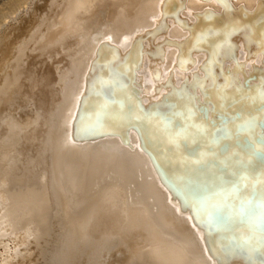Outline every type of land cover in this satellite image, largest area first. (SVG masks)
<instances>
[{
    "label": "bare ground",
    "instance_id": "bare-ground-1",
    "mask_svg": "<svg viewBox=\"0 0 264 264\" xmlns=\"http://www.w3.org/2000/svg\"><path fill=\"white\" fill-rule=\"evenodd\" d=\"M261 71L264 0H0V264H264V254L223 246L216 235L208 247L213 225L199 224L169 186L174 181L185 195L195 184L176 183L175 169L161 177L137 132L128 129L125 142L113 129L132 121L136 90L144 106L156 108L143 118L152 124L146 119L158 116L159 146L189 140L192 129L161 128L173 120L208 128L195 120L190 94L202 100L208 89L228 117L229 100L264 102ZM253 72L247 90L243 79ZM184 80L193 87L181 89ZM164 94L178 100L175 109L161 102ZM84 102L91 107L74 133ZM249 115L205 143L215 147L233 129L249 133L258 116ZM248 138L247 152L264 149V136ZM249 153L241 150L245 159ZM171 155L166 148L159 159ZM189 160L178 173L194 170ZM221 169V161L211 164L195 179L213 183ZM263 173L264 166L244 176L259 180ZM53 229L62 250L42 254L40 240ZM259 234L263 240L253 244L263 251L264 230L253 237Z\"/></svg>",
    "mask_w": 264,
    "mask_h": 264
},
{
    "label": "water",
    "instance_id": "water-1",
    "mask_svg": "<svg viewBox=\"0 0 264 264\" xmlns=\"http://www.w3.org/2000/svg\"><path fill=\"white\" fill-rule=\"evenodd\" d=\"M242 69L243 68L241 66L240 70L242 71ZM263 74L264 73L262 71L259 73V76L262 79L264 77ZM256 77L257 74L255 72L244 77V88L248 90L250 86L249 82L256 79ZM100 78H106L105 72H100ZM196 79L197 77L194 76L192 82ZM130 83L131 80L129 79L126 86L130 87ZM192 87L193 86L187 83L186 80H184L181 85V89H184V91ZM132 93L134 96V104L130 106L133 111L132 121L129 123H124L122 121L123 124L118 122L116 125H113V129L120 131V134L125 142H127L128 139L127 130L130 128L134 129L139 136L142 148H146L145 150L150 156L156 169H158L156 161L158 162L159 168L163 171L161 177H163V175L165 176L166 171L175 169L174 172H177L174 175L176 183L180 184L182 182H187L190 185L195 184L192 189H187L185 191V195H183V192L173 184L174 181L173 183L169 182L173 171L170 173L171 176L167 175L168 178L166 177L168 180L166 182H169V186L173 190L174 194L179 196L182 200V207L189 208L192 214H194L195 220L199 224L202 225V223H211L213 225V231H206V242L208 247L212 245L214 235H216L219 237L218 240L223 242V246L234 245L240 250H245L246 247H250L263 255L264 250L261 251V249H257L255 244H253L256 241L260 242V240H263V237L260 234L253 237V233H263L264 230V199L257 195L259 188L264 184V176L260 177L259 180H254V178L250 179L249 177H245L244 174L247 169H252L253 176H257L264 166V149L257 151L254 150V152L251 153H249V151L247 152L248 149H252V141H250L248 135H252L257 141H260V139L264 136V116L262 115L264 102L260 101L259 103H249L242 100L237 104L234 101L229 100V112H226L229 116L226 117V115L221 113V110L216 107L215 103L209 97L208 89H201L202 100H200V98L195 94H190L189 103L192 104L193 108L197 111L195 114V120H205L208 128L206 130H196L191 128L189 125H180L181 120H173L171 123L168 121L164 122L163 125L166 127L161 128L163 131L169 130L172 132L174 129L177 130L178 128L180 129L181 127H186L189 130L192 129L191 131L193 132V137L189 140L174 139L172 140L173 142H169L168 140L169 143L164 142L165 145L159 146L158 144L160 141H156L159 136H163V132L159 130L160 127L156 126V123L154 122L156 121L155 119H158V116H154V118L149 116V119H146V121L151 120L152 124H147V122H144L143 118L150 112H155V106L153 104L144 106L137 95V91L133 90ZM168 95L169 94H164L161 102L167 107H170V109H175L178 100L172 95ZM112 97L113 99H117L115 93H113ZM121 99L123 98L121 97ZM90 107L91 106H88L87 102L80 104L79 112L74 121V133H76V128L82 118L79 117V114L81 112L84 114L88 113ZM166 111H158V114H165L164 112ZM257 111H259L260 116ZM139 113L146 115L139 116ZM163 114L161 115V118L164 120L167 116ZM241 114H250L249 116L251 117L258 115L256 117V126L253 130L248 129L247 131L249 133H244L236 130L234 131L233 129L232 132L228 133L229 136L226 134L225 136L220 137L218 139L220 142L215 145V147L213 144L205 143V141L213 139V135L222 125L227 126L228 128L232 123H241L239 121ZM141 126H144L146 131L142 130ZM101 135L102 134H91L89 138ZM149 135H152L153 138ZM165 146L168 150H170V152H173V156H170L173 160L169 158L159 159V157L162 156L163 149H166ZM241 150L242 153H249L248 155L250 156H247L246 159L243 158ZM199 153H202L201 157L193 156L194 154L197 155ZM189 157H191V160H189L188 163L193 165L194 170L178 173L180 164H183L185 159ZM219 161L222 162V169L218 170L217 174H215V181L213 183L206 181V183L199 184V181L195 178L200 177L203 172L206 173L211 164L216 165ZM201 162H205V164L201 166ZM167 166H169L170 169H168ZM221 192L225 195H223L222 201L217 203L214 198H218L217 195ZM234 203L236 204L233 205ZM233 208H236L237 210V213H235L236 217H233L232 215ZM244 228H248L247 235L244 237H237L238 233L242 232ZM247 238H250L248 244L246 242ZM215 256L217 260L220 261L219 255Z\"/></svg>",
    "mask_w": 264,
    "mask_h": 264
},
{
    "label": "rangeland",
    "instance_id": "rangeland-1",
    "mask_svg": "<svg viewBox=\"0 0 264 264\" xmlns=\"http://www.w3.org/2000/svg\"><path fill=\"white\" fill-rule=\"evenodd\" d=\"M176 135L177 134H175V136ZM209 142H211V140H209ZM63 243H65L64 240H63V237L60 236V234L58 232H56L55 229H53L47 235H45V236L42 237V239L40 240V245L38 246V250L42 254H51L53 252L62 250ZM114 254H117V253L115 252ZM115 263H118V261L115 262Z\"/></svg>",
    "mask_w": 264,
    "mask_h": 264
},
{
    "label": "snow or ice",
    "instance_id": "snow-or-ice-1",
    "mask_svg": "<svg viewBox=\"0 0 264 264\" xmlns=\"http://www.w3.org/2000/svg\"><path fill=\"white\" fill-rule=\"evenodd\" d=\"M261 196L264 197V193H261Z\"/></svg>",
    "mask_w": 264,
    "mask_h": 264
}]
</instances>
